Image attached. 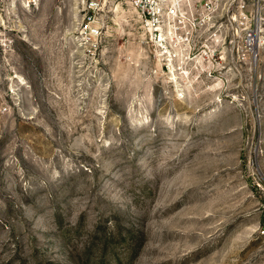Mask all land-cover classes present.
Masks as SVG:
<instances>
[{"label": "rangeland", "instance_id": "1", "mask_svg": "<svg viewBox=\"0 0 264 264\" xmlns=\"http://www.w3.org/2000/svg\"><path fill=\"white\" fill-rule=\"evenodd\" d=\"M86 1L0 0V264H264V0L172 65Z\"/></svg>", "mask_w": 264, "mask_h": 264}, {"label": "built area", "instance_id": "2", "mask_svg": "<svg viewBox=\"0 0 264 264\" xmlns=\"http://www.w3.org/2000/svg\"><path fill=\"white\" fill-rule=\"evenodd\" d=\"M111 0H87L81 34L99 33L106 20L100 12ZM135 8L157 49L171 65L177 61H198V50L210 45L214 36L229 30L235 37L244 30L246 0H125ZM257 14L260 9L257 8ZM240 30V31H239ZM246 35V29L242 32ZM231 41V43H232ZM246 41V40H245ZM223 44H226L225 40ZM254 52L258 46L256 28L248 34ZM205 51V50H204ZM215 53H212L214 57Z\"/></svg>", "mask_w": 264, "mask_h": 264}, {"label": "flooded vegetation", "instance_id": "3", "mask_svg": "<svg viewBox=\"0 0 264 264\" xmlns=\"http://www.w3.org/2000/svg\"><path fill=\"white\" fill-rule=\"evenodd\" d=\"M207 47H209V45H208ZM205 51H206V50H205Z\"/></svg>", "mask_w": 264, "mask_h": 264}]
</instances>
